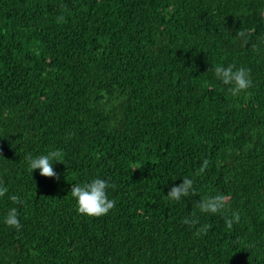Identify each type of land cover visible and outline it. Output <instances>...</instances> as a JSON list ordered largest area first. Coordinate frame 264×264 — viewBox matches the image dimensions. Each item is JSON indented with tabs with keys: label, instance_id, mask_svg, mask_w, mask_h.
<instances>
[{
	"label": "trees",
	"instance_id": "trees-1",
	"mask_svg": "<svg viewBox=\"0 0 264 264\" xmlns=\"http://www.w3.org/2000/svg\"><path fill=\"white\" fill-rule=\"evenodd\" d=\"M215 64L253 86L232 96ZM57 149L58 179L31 174ZM96 177L115 206L89 217L70 191ZM0 181L23 200L0 199V264H264V0H0Z\"/></svg>",
	"mask_w": 264,
	"mask_h": 264
},
{
	"label": "clouds",
	"instance_id": "clouds-1",
	"mask_svg": "<svg viewBox=\"0 0 264 264\" xmlns=\"http://www.w3.org/2000/svg\"><path fill=\"white\" fill-rule=\"evenodd\" d=\"M214 77L217 81L228 86V91L232 96H239L253 86L250 72L245 67H237L235 64L227 66L223 64H215L211 67ZM64 154L61 150H51L46 154L26 156V161L31 174L34 170H39L41 176L58 179L57 173L54 171V165L57 162L64 163ZM208 167V161L205 160L201 164L196 175L203 174ZM112 187L107 179L93 178L88 182L73 184L71 188V196L76 201L77 210L80 214L89 217H100L106 215L115 206V201L109 198V188ZM196 192L194 178L183 177L182 183L173 185L167 193V198L172 202H180L182 199L189 197ZM7 196L14 205H22L23 200L20 196L9 194V188L0 181V199ZM228 197L224 194H216L207 196L198 202V209L201 214H223L225 209L229 207ZM241 215L238 211L231 212V215L225 217V225L228 229L233 228L234 224H238ZM3 223L19 230L22 225L19 218L17 207H10L6 215L3 217ZM185 225L196 227V235L206 233L209 225H201L199 217L196 213H192L191 217H185L183 220Z\"/></svg>",
	"mask_w": 264,
	"mask_h": 264
}]
</instances>
